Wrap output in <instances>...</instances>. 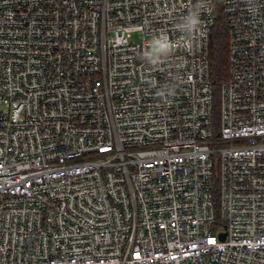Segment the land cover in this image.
Instances as JSON below:
<instances>
[{
  "label": "built area",
  "instance_id": "built-area-1",
  "mask_svg": "<svg viewBox=\"0 0 264 264\" xmlns=\"http://www.w3.org/2000/svg\"><path fill=\"white\" fill-rule=\"evenodd\" d=\"M196 3L0 0V264H264V0H222L217 119Z\"/></svg>",
  "mask_w": 264,
  "mask_h": 264
},
{
  "label": "trees",
  "instance_id": "trees-1",
  "mask_svg": "<svg viewBox=\"0 0 264 264\" xmlns=\"http://www.w3.org/2000/svg\"><path fill=\"white\" fill-rule=\"evenodd\" d=\"M214 5L215 23L210 41V65L217 119L221 87L229 78V31L225 21L222 0H214Z\"/></svg>",
  "mask_w": 264,
  "mask_h": 264
},
{
  "label": "clouds",
  "instance_id": "clouds-1",
  "mask_svg": "<svg viewBox=\"0 0 264 264\" xmlns=\"http://www.w3.org/2000/svg\"><path fill=\"white\" fill-rule=\"evenodd\" d=\"M205 6L204 0H197L196 5L182 18L178 28L185 33L188 44L193 43L196 34H203L204 26L200 17V9ZM176 43L164 33L156 35L150 41L148 49L142 54V59L150 64L157 65L166 60L176 50ZM162 94L168 96L175 94V87L169 85L162 90Z\"/></svg>",
  "mask_w": 264,
  "mask_h": 264
},
{
  "label": "rangeland",
  "instance_id": "rangeland-1",
  "mask_svg": "<svg viewBox=\"0 0 264 264\" xmlns=\"http://www.w3.org/2000/svg\"><path fill=\"white\" fill-rule=\"evenodd\" d=\"M152 39L153 38H148L149 41H151ZM131 40L141 41L142 40V36H141V34L139 32H133Z\"/></svg>",
  "mask_w": 264,
  "mask_h": 264
},
{
  "label": "water",
  "instance_id": "water-1",
  "mask_svg": "<svg viewBox=\"0 0 264 264\" xmlns=\"http://www.w3.org/2000/svg\"><path fill=\"white\" fill-rule=\"evenodd\" d=\"M225 236H226V233H222V237L225 238Z\"/></svg>",
  "mask_w": 264,
  "mask_h": 264
}]
</instances>
